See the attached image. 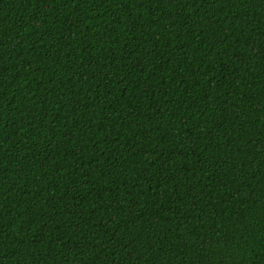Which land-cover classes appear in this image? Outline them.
I'll return each instance as SVG.
<instances>
[{
  "label": "trees",
  "instance_id": "16d2710c",
  "mask_svg": "<svg viewBox=\"0 0 264 264\" xmlns=\"http://www.w3.org/2000/svg\"><path fill=\"white\" fill-rule=\"evenodd\" d=\"M0 264H264V0H0Z\"/></svg>",
  "mask_w": 264,
  "mask_h": 264
}]
</instances>
